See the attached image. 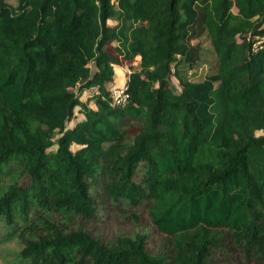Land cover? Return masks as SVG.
<instances>
[{
	"label": "trees",
	"instance_id": "1",
	"mask_svg": "<svg viewBox=\"0 0 264 264\" xmlns=\"http://www.w3.org/2000/svg\"><path fill=\"white\" fill-rule=\"evenodd\" d=\"M204 35L216 67L183 80ZM11 164L28 184L7 183L0 215L40 228L20 250L29 264H238L213 262L223 237L264 264V0H0V178ZM102 169L114 200L146 204L163 251L141 230L104 242L62 225L95 216Z\"/></svg>",
	"mask_w": 264,
	"mask_h": 264
},
{
	"label": "rangeland",
	"instance_id": "2",
	"mask_svg": "<svg viewBox=\"0 0 264 264\" xmlns=\"http://www.w3.org/2000/svg\"><path fill=\"white\" fill-rule=\"evenodd\" d=\"M9 1L12 4L16 3V0ZM199 42L201 46L199 61L192 71H183V73H181L180 76L183 80L191 82L200 81L204 75L213 72L216 67V58L210 46L208 36H202ZM127 71V69L121 70L116 68L113 80L108 84V89L110 90L118 86H123L127 79ZM86 96L87 93L85 92L81 95V99L88 108L93 109L94 105L92 101L86 100ZM78 118L80 119L81 117L75 112L68 125L77 121ZM136 129V123L127 121L124 125L126 138L130 139L131 136L136 133ZM50 143L53 144L47 150L55 148L54 139H51ZM71 149H74V146H71ZM102 166L106 167V164L102 162ZM19 169L20 167L16 164H11L8 171L1 176L0 193L4 191L7 183L14 178H16L19 183L28 184L27 179ZM143 173L144 164L141 162L138 164L134 174V180L141 184V186L143 185ZM114 178L115 176L113 177V175L112 178L109 176L106 169H102L95 180H89L90 195L93 198L96 209L95 216L91 220L85 221L78 217L70 219V217L66 216L65 223L62 225H67V227L82 225L83 228L90 231L93 236H99L104 242L110 241L117 234L132 235L135 231L141 230L146 234L147 245L154 253L163 251L165 237L157 231L155 232L151 227L146 213V204L142 202L143 200L137 204H128L125 201H116L110 196L108 189ZM38 212L42 215L43 209L38 210ZM34 213L35 212L31 210L28 212L29 221L40 218L39 215ZM50 214L52 218H56L57 222L60 223L61 216L59 217V215L54 212ZM40 233V228L27 227L17 214L14 215L13 222L10 223V225L5 223L3 216L0 215V264H29L26 262L27 260L23 259L21 256L20 250L25 240L34 238ZM219 242L220 246L213 251L214 263L218 261L235 260L238 264H256L254 260L246 259L240 249L235 248L226 238L223 237Z\"/></svg>",
	"mask_w": 264,
	"mask_h": 264
},
{
	"label": "built area",
	"instance_id": "3",
	"mask_svg": "<svg viewBox=\"0 0 264 264\" xmlns=\"http://www.w3.org/2000/svg\"><path fill=\"white\" fill-rule=\"evenodd\" d=\"M128 74V71H127ZM110 98L114 106L122 107L127 103L128 95L124 86H118L110 90Z\"/></svg>",
	"mask_w": 264,
	"mask_h": 264
},
{
	"label": "crops",
	"instance_id": "4",
	"mask_svg": "<svg viewBox=\"0 0 264 264\" xmlns=\"http://www.w3.org/2000/svg\"><path fill=\"white\" fill-rule=\"evenodd\" d=\"M119 69L124 70V69H126V68H123V67H122V68H119ZM113 77H114V76H113Z\"/></svg>",
	"mask_w": 264,
	"mask_h": 264
}]
</instances>
